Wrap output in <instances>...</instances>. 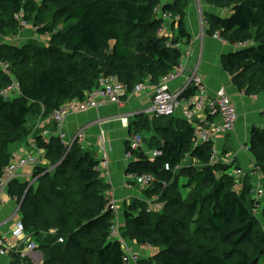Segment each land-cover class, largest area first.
<instances>
[{
	"label": "trees",
	"instance_id": "trees-1",
	"mask_svg": "<svg viewBox=\"0 0 264 264\" xmlns=\"http://www.w3.org/2000/svg\"><path fill=\"white\" fill-rule=\"evenodd\" d=\"M215 1L210 3L221 1L226 4L221 7L230 13L227 17L205 13L207 34L220 32L229 45H245L224 58L234 86L243 91L247 75L253 80L260 74L264 82V0ZM192 2L175 0L163 7L178 18L173 27L175 44L191 43L187 20ZM160 5L161 0H41L40 6L37 0H3L0 30L7 36L15 38L22 32L17 19L21 15L39 34L53 38L45 52L33 53L31 46L11 50L14 63L11 66L6 57L4 62L17 79L0 68V178L13 159L14 149L30 139L46 152L47 164L33 171L36 185L28 190V182L15 181L9 192L22 203L20 215L26 232L44 255V264H69L72 260L75 264H126L121 242L108 239L117 221L110 207V186L97 170L99 160L78 143L66 156L68 148L54 136L55 126L48 121L62 106L83 102L103 77H118L133 92L140 84L159 85L179 67L181 50L169 49L168 41L158 37L162 22L155 9ZM19 60L23 65L14 71ZM16 82L19 94L4 99L2 91ZM194 94L195 89L185 92L187 97ZM35 114L53 127L49 144L42 136L44 129L33 135ZM164 119L167 122L155 128L160 139L155 150L162 155L151 160L146 151L134 152L127 174L153 175L159 184L165 176L172 178L171 173L189 154L197 164L183 184L188 193L185 198H170L168 207L182 208L191 224L172 223L168 232L164 228L167 221L153 219L155 214H148L144 204L140 215L132 211L133 206L122 210L127 230L131 226L132 241L162 248L155 262L146 259L138 264H258L264 255V235L257 232L252 216V187L246 185L238 194L234 181L226 180L231 178L228 174L233 166L211 163L214 144L194 148L192 126L184 120ZM135 130L141 129L132 126L130 133ZM251 153L264 177V132L257 128L252 132ZM166 165L170 171L165 170ZM219 172L224 177H219ZM158 184L149 196L157 194ZM193 223L217 237L218 246L195 244L191 233L201 230L192 231ZM51 230L56 231L53 236L47 234ZM28 260L20 258L19 264Z\"/></svg>",
	"mask_w": 264,
	"mask_h": 264
},
{
	"label": "built area",
	"instance_id": "built-area-1",
	"mask_svg": "<svg viewBox=\"0 0 264 264\" xmlns=\"http://www.w3.org/2000/svg\"><path fill=\"white\" fill-rule=\"evenodd\" d=\"M155 13L158 16V20L162 22L158 31V37L168 41L166 46L169 49L181 50L183 55L181 64L171 75L163 78L159 85L151 86L149 84H140L135 87L133 92H131L128 86L123 84L118 77H103L100 80L99 87L87 93L83 102H72L62 106L55 112L51 120L55 126L54 136L57 137L66 148L71 149L73 146L70 140L74 143V139H76V143L82 148L86 142V137L83 133H79L74 139L68 136L65 127L69 117L92 110H100L108 106L122 107L125 104L124 100H126V98H133L135 96L140 97V95L146 91L151 94L150 97L152 98L151 106L147 109L146 114L151 113L156 118L181 117L192 126L194 130V148L210 143L215 145L217 138L227 136L235 130L239 120L238 110L227 91L222 88L214 94H211L198 68L190 64L192 46H184L182 43L175 44L173 42V27L175 22L178 21V18L170 12H165L161 8H156ZM17 19L21 26L25 27L27 25V23L22 20L21 16H18ZM202 27L205 31L208 29V23L205 21L204 17L202 19ZM213 37L223 40L220 32H217ZM238 47L243 49L245 45L240 44ZM4 70L7 71L5 68ZM178 80H181L179 81L181 82L180 86L172 90V82ZM188 89H195V94L190 97L185 96V92ZM19 92V84L16 82L8 89L2 91L1 95L4 99H9L12 96H17ZM212 118H215V120H212ZM42 136L45 143L49 144L51 134L43 133ZM100 141V146L103 148V156L97 170L99 173L103 171L109 172L111 170V164L107 156V151L104 148L106 144L104 135ZM143 142V138L140 134H132L127 152V158L129 160H133L134 152L143 150ZM37 149L36 155H30L27 158L11 161L10 165L4 170L0 178V206L5 202V195H10L11 185L15 181L28 182L29 187L32 186L31 181H35V179H33V172L26 173V170L29 168L34 170L36 167L42 166L41 163L42 160L45 159L46 154L44 149ZM152 154L154 158L162 155L158 150H155ZM218 162L217 150L214 147L211 163L217 164ZM165 169L166 171H170V166L166 165ZM254 172L259 173L260 169L258 167H253L251 173L253 174ZM232 173H234L237 178L241 177L242 174L245 175V172L239 169H235ZM129 177L130 182L133 183H129L128 188H131L132 184H135L142 189H150L158 183V180L153 175L149 174L130 175ZM253 195L254 199L260 203L264 198V189L259 188L254 190ZM14 199L17 202L19 201L17 197ZM157 205L158 204H151L150 207L147 208V213L151 215L161 213L164 208ZM110 207L117 221L121 209L112 200H110ZM118 237L119 230L117 222L116 227L113 229L108 239L114 241ZM59 241L60 243H64L63 239ZM148 248L149 246H146V249ZM10 253L19 256L21 259L38 254V245L32 237L27 235L25 224L19 215V208L15 214L13 228L8 234L0 237V258H5ZM138 259L137 255H133L126 250V255L124 257V262L126 264H138L140 261ZM40 263L42 264L43 262Z\"/></svg>",
	"mask_w": 264,
	"mask_h": 264
},
{
	"label": "crops",
	"instance_id": "crops-1",
	"mask_svg": "<svg viewBox=\"0 0 264 264\" xmlns=\"http://www.w3.org/2000/svg\"><path fill=\"white\" fill-rule=\"evenodd\" d=\"M175 0H161V5L167 6L174 3ZM195 1V0H194ZM198 5H197V4ZM203 12V13H202ZM205 13H214L223 17H227L228 13H221L213 9L206 8L205 2L197 0L192 2L188 14V30L191 33L192 40L187 46H192V58L190 64L197 67L199 73L204 78L211 94L224 88L238 110L239 120L236 130L227 135L216 139L215 149L221 155L227 154V161L233 163L234 169H242L248 172L253 170L255 159L251 153L252 132L254 128L264 131V94L255 97H248L246 93L239 90L233 84V78L228 73L224 66V58L240 49L238 46H231L226 41L216 39L207 34L202 27V19ZM19 36V35H18ZM17 36V37H18ZM15 37L14 39H16ZM26 40L25 37H23ZM31 39L30 37H27ZM21 41V40H20ZM20 41L11 42L14 47L20 48ZM27 43V42H26ZM178 80L172 82L171 89H177L181 82ZM148 91L133 98H126L124 106H108L100 110H92L80 115L69 117L66 122L65 131L71 138H76L79 133L85 134L86 142L83 149L95 154L99 160L102 159L101 138L105 137V150L110 160L111 170L100 173L104 183L110 186L108 197L114 201L119 208L125 210L126 207L134 205L135 201H145L142 199L140 190L137 185L132 184L128 188L130 175L127 174L129 164L133 160L127 158V152L130 141V129L132 126L139 128L141 125H147L143 121L142 116L146 114L152 103ZM16 96V95H15ZM173 119L183 120L181 117H172ZM52 135V134H51ZM158 138V136H155ZM75 140V139H74ZM158 140H160L158 138ZM38 146L34 139H30L27 144L19 146L14 152L16 155H36ZM14 154V155H15ZM41 156V155H40ZM47 161L42 160L41 165L45 166ZM233 169V170H234ZM34 170L29 168L26 173H32ZM249 177L254 185H262L259 182L261 177L254 178L252 173ZM262 176V175H261ZM32 183L34 180L31 181ZM255 186H253L254 188ZM140 188V187H139ZM14 196L5 195V202L0 206V237L8 234L14 226L15 214L19 208L20 202L16 201ZM121 214V213H120ZM21 217V215H20ZM119 237L115 240L121 242L123 249L128 250L133 255H137L139 260L149 258L148 254L154 255L151 247L146 249V246H140L135 241H132L127 233V220L124 214L119 216L118 220ZM55 230H51L47 234L54 235ZM31 234V233H30ZM28 236L29 233L27 234ZM153 253H152V252ZM152 253V254H151ZM27 264H44V255L38 250L37 255L29 256ZM20 258L13 253H10L5 258H0V264H19Z\"/></svg>",
	"mask_w": 264,
	"mask_h": 264
},
{
	"label": "rangeland",
	"instance_id": "rangeland-1",
	"mask_svg": "<svg viewBox=\"0 0 264 264\" xmlns=\"http://www.w3.org/2000/svg\"><path fill=\"white\" fill-rule=\"evenodd\" d=\"M37 1H38V5L40 6L41 0H37ZM61 1L64 2L65 0H61ZM195 1L193 0V2H195ZM202 1L205 2L206 8L213 9L215 11H218V12H221L224 14L230 12V10L227 9L226 7L225 8L221 7L222 4H224L225 6H226V4L225 3L221 4L220 0H219L220 3L218 4L220 6L213 5L212 3H210V0H202ZM216 1H218V0H216ZM197 2H198V0H197ZM2 3H3V0H0V10L2 8ZM22 29H23L22 32L19 34V36L16 39L7 36V34L4 31L0 30V68L8 74L10 73V71L8 69L9 66L7 65L6 62H4L5 61L4 58L5 57L8 58L9 62H11L10 65L12 66L14 61H13V51H11V50L18 48V47H14L11 44V42H13V41L16 42V41L21 40L20 41V48H18V49L25 48L26 46H31V48H33L32 49L33 53H35L36 50H42L43 52H45L46 49H48L52 46V44H51V41L53 39L52 36H49V35L42 36L41 34H39L36 27L33 25V23H29L25 27L22 26ZM23 37H25L26 40H22V39H24ZM27 37H30V38L32 37V38L27 40L28 39ZM40 60L42 61V58H40ZM19 62H21V61L19 60ZM20 65H23V63L22 62L20 64L18 63V65H16V67L13 68L14 71H18L20 69ZM4 68L7 69V71L4 70ZM10 76H12V78L14 80L17 79V77H18L15 74V72H11ZM259 77H260V74H257L253 78V80H251L250 75L246 76V84L243 88V92L246 93V95H248V97H255V96H260L261 94H264V87H262L264 82L262 81L261 78L259 79ZM36 116H37V114H35V116L31 120V128L33 131V135L37 136L40 132L43 131V129H44V133L51 134L52 133L51 130L53 129V127L51 125L50 126L45 125L43 122V119L40 116H38V117H36ZM142 118H143V121L145 119H147V125L143 124L139 127L141 130H137V131L135 130V131H136V133L140 134V136L143 138L144 142H143V150L142 151L148 152V155L151 158V160H154V156L152 153L155 151V147L157 146L158 142L160 141V140H158V138L155 137L156 136L155 128L159 125L165 124L167 122V119H164V118L157 119L151 113L145 114L144 116H142ZM144 122L146 123V121H144ZM49 123L52 124V120H50ZM173 124H174V126H177V123H175V121ZM237 125H238V123H237ZM236 128H237V126H236ZM236 128H235V130H236ZM132 134H133V132H132ZM132 134H130V137L132 136ZM70 142H71V145L73 144V146L76 144V143L74 144L72 140H70ZM73 146L71 147V149L70 148L68 149L66 156L72 150ZM215 146L216 145H214V147ZM17 148H15V149H17ZM15 149H14V152L17 151ZM250 149H251V147H250ZM217 154H218L219 162L216 165H227V166L233 165V163L226 162L227 161V156H226L227 154L223 153V155H221L218 150H217ZM29 156L30 155H26V156L21 155L20 156L19 154H17V155L15 154V155H13L12 161H17L18 159L27 158ZM196 164H197V161L192 159L191 156L188 154V156L179 165V167L171 173L172 178H168V176H165L164 179L159 182V184L157 183L159 185V188H157L158 192L156 195L152 194L149 196V191H151L150 189H152V188L142 189V188H139L137 186L136 188H138L140 190V194L142 196V199H144L145 201H135L134 205H132L133 206L132 211H134L135 214L140 215L141 211H142V209H141L142 204H144L146 208H149L151 204H153V205L158 204L157 206L162 207L164 209L161 213L155 214V216H153L154 217L153 219H156V220L162 219L163 222L167 221L164 228L168 232L171 231L170 226L172 223H177V222L181 221L186 226H189L191 223L185 219L183 209L180 207L169 208L168 202H169L170 198H177L178 195H180V197H182V198L186 197L188 192L183 188V184H185L187 177L190 174L191 168L195 167ZM254 167H255V165H254ZM234 170H232V172ZM239 170H242V169H239ZM242 171H244V170H242ZM232 172H230V174H228L231 178L228 177L226 180L229 181L230 183H231V179L234 181V190L237 191L238 194H242V192L245 190L244 188L246 185H249L252 187V192L249 195V198L251 197L252 201H253L252 216L255 219L256 224H257L256 225L257 232L261 236H263L264 235V198L262 199V201L260 203L257 202L254 199L253 191L257 190L259 188L264 189V183H262V185H260V184L254 185V182L251 181V179L249 178L251 176V174H250L251 172H248L246 175V171H244L245 175L242 174V176L239 178L235 177L234 173H232ZM218 176L224 177V175L221 172H219ZM252 176L254 178H256V176H258V177L260 176L261 179L259 182H262L264 180V177H262L259 173H255ZM35 183H36V180L32 183L31 187L36 185ZM253 186H255V187L253 188ZM31 187H29L28 190ZM208 205H209V203H206L204 208L207 209ZM130 228H131V226H130ZM130 228L128 229L129 232L127 231L128 234L131 231ZM203 228H205L204 224H203ZM195 229L201 230V231H197L195 233L194 232L191 233L193 241L195 240V242H196L195 244H203L204 246H206L208 248H215L218 246L217 245V239H216L217 237L209 235V233H207L201 227H200V229H197L195 226V223H193L191 230L194 231ZM151 250L154 251L155 254L154 255L148 254L149 258H147V259H149L152 262H155V258H156L155 255L157 253H159L162 250V248L152 246ZM128 252H130V249H128ZM69 264H75V262H73V260H72V261H70ZM258 264H264V255L260 257Z\"/></svg>",
	"mask_w": 264,
	"mask_h": 264
},
{
	"label": "bare ground",
	"instance_id": "bare-ground-1",
	"mask_svg": "<svg viewBox=\"0 0 264 264\" xmlns=\"http://www.w3.org/2000/svg\"><path fill=\"white\" fill-rule=\"evenodd\" d=\"M163 7H164V5H160L159 7H157V8H161V9H163ZM164 10V9H163ZM248 180V179H247Z\"/></svg>",
	"mask_w": 264,
	"mask_h": 264
},
{
	"label": "water",
	"instance_id": "water-1",
	"mask_svg": "<svg viewBox=\"0 0 264 264\" xmlns=\"http://www.w3.org/2000/svg\"><path fill=\"white\" fill-rule=\"evenodd\" d=\"M76 143V139L74 140V144ZM21 205H22V203H21ZM21 207V206H20Z\"/></svg>",
	"mask_w": 264,
	"mask_h": 264
}]
</instances>
